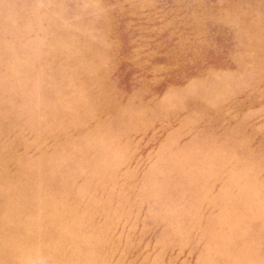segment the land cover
Wrapping results in <instances>:
<instances>
[{
    "label": "rangeland",
    "instance_id": "374dc122",
    "mask_svg": "<svg viewBox=\"0 0 264 264\" xmlns=\"http://www.w3.org/2000/svg\"><path fill=\"white\" fill-rule=\"evenodd\" d=\"M0 264H264V0H0Z\"/></svg>",
    "mask_w": 264,
    "mask_h": 264
}]
</instances>
